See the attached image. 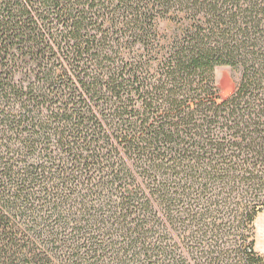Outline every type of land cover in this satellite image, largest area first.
I'll return each mask as SVG.
<instances>
[{
    "label": "trees",
    "instance_id": "1",
    "mask_svg": "<svg viewBox=\"0 0 264 264\" xmlns=\"http://www.w3.org/2000/svg\"><path fill=\"white\" fill-rule=\"evenodd\" d=\"M261 212L264 0H0V264H264Z\"/></svg>",
    "mask_w": 264,
    "mask_h": 264
},
{
    "label": "rangeland",
    "instance_id": "2",
    "mask_svg": "<svg viewBox=\"0 0 264 264\" xmlns=\"http://www.w3.org/2000/svg\"><path fill=\"white\" fill-rule=\"evenodd\" d=\"M237 77L238 73L229 67L221 66L216 69V78L222 98H228L235 91Z\"/></svg>",
    "mask_w": 264,
    "mask_h": 264
},
{
    "label": "crops",
    "instance_id": "3",
    "mask_svg": "<svg viewBox=\"0 0 264 264\" xmlns=\"http://www.w3.org/2000/svg\"><path fill=\"white\" fill-rule=\"evenodd\" d=\"M255 249L264 252V212L257 215L255 219Z\"/></svg>",
    "mask_w": 264,
    "mask_h": 264
}]
</instances>
